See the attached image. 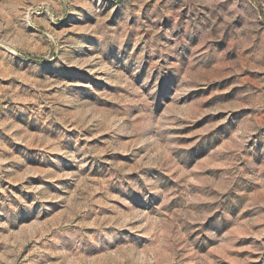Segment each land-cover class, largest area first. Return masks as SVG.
I'll return each mask as SVG.
<instances>
[{
	"label": "rangeland",
	"instance_id": "obj_1",
	"mask_svg": "<svg viewBox=\"0 0 264 264\" xmlns=\"http://www.w3.org/2000/svg\"><path fill=\"white\" fill-rule=\"evenodd\" d=\"M0 264H264V0H0Z\"/></svg>",
	"mask_w": 264,
	"mask_h": 264
}]
</instances>
